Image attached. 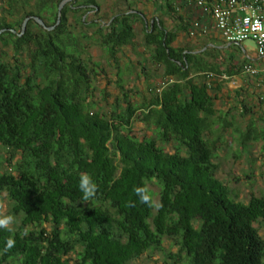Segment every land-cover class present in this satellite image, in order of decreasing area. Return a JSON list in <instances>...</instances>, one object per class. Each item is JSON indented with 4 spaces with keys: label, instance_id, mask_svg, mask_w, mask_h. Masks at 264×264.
Masks as SVG:
<instances>
[{
    "label": "trees",
    "instance_id": "obj_1",
    "mask_svg": "<svg viewBox=\"0 0 264 264\" xmlns=\"http://www.w3.org/2000/svg\"><path fill=\"white\" fill-rule=\"evenodd\" d=\"M0 2V146L8 165L0 171V195L6 192L11 213L20 217L11 231L0 228V264H129L161 249L164 238L175 240L189 264H264V239L255 227L264 218V196L231 197L212 160L219 134L207 138L229 125L215 106L227 79L221 76H238L246 58L190 43L174 47L192 24L175 9L184 0L156 6L175 20L174 31L161 19L144 25L147 14L134 9L143 0H112L107 24L96 0L67 3L58 24L61 0ZM137 22L162 80L154 90L148 86L151 95L140 105L121 90L110 115L93 111L86 101L93 69L80 41L92 40L117 62L118 49L135 45ZM240 104L242 113H253V105ZM134 120L153 127L156 138L139 139ZM249 130L244 141L262 138L264 155V132L250 137ZM169 143L173 152L163 146ZM81 174L98 186L88 202L78 187ZM153 178L158 208L134 191ZM9 238L15 246L6 249Z\"/></svg>",
    "mask_w": 264,
    "mask_h": 264
},
{
    "label": "rangeland",
    "instance_id": "obj_2",
    "mask_svg": "<svg viewBox=\"0 0 264 264\" xmlns=\"http://www.w3.org/2000/svg\"><path fill=\"white\" fill-rule=\"evenodd\" d=\"M96 2L102 9L99 15L105 16L104 21L107 24L110 16L108 8L112 0H96ZM161 2L162 0H158L157 5ZM140 3L144 4L145 1L143 0V3L137 2L134 5V9L144 11L147 14L146 22L152 20L156 15L163 21L165 27L173 28V25L168 23L167 16L159 13L155 6L149 4L142 6ZM1 12L2 10H0V14ZM106 13L107 16L105 15ZM69 15L72 21L75 15H72V13ZM84 17L87 21L92 20L94 13L92 11L88 12ZM135 32V45H128L118 49L116 53L117 62L113 60L103 47L92 40L80 41L83 44H87L82 58L87 60L88 66L93 69L90 72L92 86L86 98L93 111L110 115L114 108V101L116 98L121 97V90L128 91L131 102L140 105L151 95L148 86H151V89L154 90L158 86L160 78L162 80V69L152 64L150 50L144 45L143 24L137 22L135 24ZM242 46L249 54L253 55L254 43L251 40L242 42ZM235 50V53L239 55V49L235 48ZM224 54L223 56H227V53ZM144 67L146 68L144 70L145 73L143 72ZM94 72H97V74L94 75ZM145 76H147V79ZM224 77L227 79L224 83V88L218 92L215 106L221 111L220 116L224 117L229 125L221 130L215 129L207 138L208 140L216 139L218 134L220 138L212 159L217 165L216 177L228 186L231 197L238 201L247 202L251 195L264 196L263 140L258 138L257 140L244 141L248 128H250V137L254 135L260 137L261 133L264 132V84L253 85L248 82V84L253 86L251 91L247 89V94L250 96H243L244 92L240 93L242 96H237L232 88L234 77ZM196 79L198 80L199 78ZM243 97L245 99H241ZM241 101L245 104L253 105V113H242L243 106L240 104ZM215 128H220L219 124H216ZM132 131L139 139L143 137L156 138L153 127H147L137 120L132 122ZM174 145V143H169L163 146L166 151L173 152ZM6 155L5 149L0 146V171L2 172L8 167L4 159ZM145 182L153 199L158 202L160 191L158 181L153 178ZM10 207V199L6 192H2L0 195V216L12 215L14 223L11 226L16 227L20 222V217L13 215ZM255 227L259 235L264 239V218H261L255 224ZM68 257L74 261L76 253H70ZM129 264H189V262L185 253L179 250L175 240L164 238L161 249H149L138 258L129 262Z\"/></svg>",
    "mask_w": 264,
    "mask_h": 264
},
{
    "label": "built area",
    "instance_id": "obj_3",
    "mask_svg": "<svg viewBox=\"0 0 264 264\" xmlns=\"http://www.w3.org/2000/svg\"><path fill=\"white\" fill-rule=\"evenodd\" d=\"M184 3L209 15L213 28L225 42L240 44L251 40L257 56L264 57L263 0H184ZM205 32V23L202 20H193L187 36L194 38ZM242 71L251 76L259 72L249 63L243 65ZM221 78L224 79V75ZM156 90L159 91L160 88Z\"/></svg>",
    "mask_w": 264,
    "mask_h": 264
},
{
    "label": "crops",
    "instance_id": "obj_4",
    "mask_svg": "<svg viewBox=\"0 0 264 264\" xmlns=\"http://www.w3.org/2000/svg\"><path fill=\"white\" fill-rule=\"evenodd\" d=\"M145 2L149 3L146 0H145ZM146 3H144V4L140 3V5L144 6ZM149 5H152V4H149ZM156 6L158 7V5H156ZM175 9H176V11L179 12V14H182L184 17H188L192 21L193 20H202L205 23L206 32L203 34H199L198 36H196L194 38H190V37L188 38L187 35L185 37L179 36L178 39L176 40V42L173 44L174 47H178V46L182 47V46L190 43L192 46H197L198 48H201L202 50H204L207 47H214L218 50H221V53H223V54L224 53L228 54V53H231L233 51L235 56L237 55L235 53V51H236L235 48H238L240 51V54L237 55L238 59L242 60L243 58H246L248 60V63L251 64L253 67H255L259 72L257 75H255L256 77L251 76L247 73H244L243 71H241V73L238 76L233 75V77H234V85L232 87L233 90L236 91V90L243 89L244 91H242L241 94L244 92L243 96H250L249 94H247L248 93L247 89H249L251 91L253 86L251 84H248V82L252 83L253 85L254 84L255 85L264 84L263 83L264 82V57H258L257 56L256 51H255V47L253 50V55L249 54L246 51V49L242 46V43H240L239 45L236 44L234 48L233 47L231 48V46L233 44H229L222 39L219 32L213 28V23H212L211 17L209 15L201 13L200 9H196L194 7H189L188 5L182 4V2H181V4L176 3ZM158 11L161 14L164 13L163 11H160V10H158ZM158 19H159V16L155 15V17L152 20H149V22L158 21ZM168 23L173 25L172 26L173 28H170L169 26L166 28L168 30L174 31L176 29V25H177L175 20L168 19ZM144 25H145V22H144ZM241 99H245V98L243 97Z\"/></svg>",
    "mask_w": 264,
    "mask_h": 264
},
{
    "label": "clouds",
    "instance_id": "obj_5",
    "mask_svg": "<svg viewBox=\"0 0 264 264\" xmlns=\"http://www.w3.org/2000/svg\"><path fill=\"white\" fill-rule=\"evenodd\" d=\"M79 190L82 192V201L88 202L90 199L94 198L98 189L97 184L92 180L91 176L88 174H81L79 179ZM136 195L141 203L147 204L149 207H160L161 205L155 201L150 194L149 188L147 186H138L134 189ZM14 223V217L12 215H2L0 216V228H5L11 231V225ZM27 235V231L24 233ZM15 246V240L9 238L6 242V249H11Z\"/></svg>",
    "mask_w": 264,
    "mask_h": 264
},
{
    "label": "water",
    "instance_id": "obj_6",
    "mask_svg": "<svg viewBox=\"0 0 264 264\" xmlns=\"http://www.w3.org/2000/svg\"><path fill=\"white\" fill-rule=\"evenodd\" d=\"M71 1H74V0H61V2L59 3L58 8H57V19H56V24H58L59 21H60L61 11H62L63 7H64L67 3L71 2ZM32 18H33V19H34L39 25L43 26L44 28H46V29H48V30H50V29L53 28V26H52V27H47V26H45V24L42 22V20L39 19L38 17H32ZM29 19H30V17H26V18L23 20V22H22V26H21V33L24 32L25 27H26V24H27V22H28ZM3 31H4V30H0V33L3 32Z\"/></svg>",
    "mask_w": 264,
    "mask_h": 264
},
{
    "label": "flooded vegetation",
    "instance_id": "obj_7",
    "mask_svg": "<svg viewBox=\"0 0 264 264\" xmlns=\"http://www.w3.org/2000/svg\"><path fill=\"white\" fill-rule=\"evenodd\" d=\"M92 12L95 14V11H92ZM146 21H147V19L145 20V25L147 24V22H146ZM151 22H152V21H151Z\"/></svg>",
    "mask_w": 264,
    "mask_h": 264
}]
</instances>
